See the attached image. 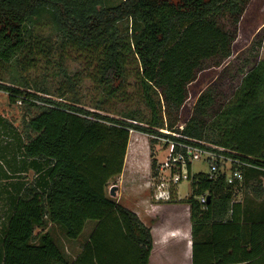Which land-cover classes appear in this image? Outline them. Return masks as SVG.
Listing matches in <instances>:
<instances>
[{"label": "trees", "instance_id": "16d2710c", "mask_svg": "<svg viewBox=\"0 0 264 264\" xmlns=\"http://www.w3.org/2000/svg\"><path fill=\"white\" fill-rule=\"evenodd\" d=\"M245 5L246 0H0V63L26 59L35 47L39 54L36 44L43 38L33 26L48 19L58 46L89 59L98 83L111 93L123 85L132 55L137 89L150 111L143 127L0 78V120L13 140L16 179L1 264H149L150 228L107 193L122 173L131 129L147 134L151 144L158 143L151 135H164L158 130L166 127L235 151L260 167L244 171L242 186L253 181V192L264 196V60L250 67L227 102L219 103L212 88L202 93L183 129L165 125L163 115L164 107L182 108L206 60L232 56L234 40L219 21L227 15L237 21ZM123 22L126 32L119 27ZM202 143L195 145L206 147ZM30 169L37 175L33 181L25 176ZM152 169L156 175L155 160ZM191 184L193 264H264V198L258 211L241 218L245 204L233 202L235 187L225 173L209 178L201 172ZM204 193L210 200L202 204ZM89 221L96 226L74 260L44 231L50 222L77 240Z\"/></svg>", "mask_w": 264, "mask_h": 264}, {"label": "rangeland", "instance_id": "374dc122", "mask_svg": "<svg viewBox=\"0 0 264 264\" xmlns=\"http://www.w3.org/2000/svg\"><path fill=\"white\" fill-rule=\"evenodd\" d=\"M127 25V22H123L120 23L119 27L123 32H126L124 29ZM219 25L234 40L232 56L209 59L204 62L202 70L188 87V98L182 108L164 107L165 125L172 123L175 127L184 126L186 121L195 114V106L200 95L205 93L208 88H212L219 103L227 102L250 67L257 60H264V0H246L242 16L237 21L227 15L220 19ZM33 30L37 38H43L42 43L37 41L36 44V46L40 45L42 47V51L38 54L39 50L35 47L33 53L27 54L26 59L24 55H20L10 63H0V78L5 80L3 83L11 86L13 83H27V86L33 92L43 90L39 94L52 100L74 104L90 112L123 119L127 122L140 124L143 127L148 126L146 125V119L150 116V111L137 89L136 71L138 64L132 55L130 58L131 64L126 69V78L123 85L116 92L111 93L98 83L94 65L89 59L71 49L63 51L58 46L59 37L54 32V27L48 19L38 20L34 24ZM31 57H33L32 61ZM127 114L138 115L140 119L137 120L138 122L134 121L128 118ZM129 133V148L127 147L123 164V170L124 166H127L125 176L121 178L122 170V173L115 180L110 181L107 193L118 199L116 195H118L119 187L122 185L127 192L128 190L133 191V197L131 196L129 199L132 205L136 204L135 200L144 199L155 203L157 199L161 203L172 206L182 204L177 209L183 208L184 204H187L190 211L187 202L192 193L190 182L184 181L179 185L175 184L172 187L170 197L165 193V190L163 191L164 180L170 178L168 171L161 173H159V169L157 171V168L164 162L166 157L164 143L151 144L150 137L147 134L133 129ZM130 142L133 145H130ZM203 142L206 145H212L211 142ZM137 152L139 162L137 168L132 171V160ZM13 155V140L8 137L7 131L0 120V244L11 209L13 183L16 181L13 172ZM153 160L156 161L155 171L158 172L156 175H154L152 169ZM191 169L193 173H206L209 170V165L204 158H201L199 161L192 162ZM25 176L27 181H33L37 177L34 170L31 169L27 171ZM261 181L264 183V179H261ZM113 186H116L115 195L110 193ZM251 194L254 195L249 184L237 192V196H241V198L251 196ZM142 217L145 220V225L150 228L152 233V229L155 230V220L157 219H155V210L152 209L148 217L144 215ZM166 217L168 218V215ZM187 223H185V226ZM95 226V222H87L80 238L77 240L68 239L58 225L50 222L44 228V231L50 230L66 256L70 260H74L81 252ZM39 231L40 228L36 232ZM153 239H155V235ZM157 245L159 246V244ZM152 258L154 262L155 247L150 260Z\"/></svg>", "mask_w": 264, "mask_h": 264}, {"label": "crops", "instance_id": "0c3cea01", "mask_svg": "<svg viewBox=\"0 0 264 264\" xmlns=\"http://www.w3.org/2000/svg\"><path fill=\"white\" fill-rule=\"evenodd\" d=\"M130 145H133V143L130 142ZM137 156L138 152L132 160V171H134V168H137L139 162ZM126 167L127 166H124L121 178H124L125 176ZM252 184L253 181L250 183L251 190L253 191ZM262 186L264 187L263 182ZM242 187L235 188L233 194V202H243L245 204V207H242V211L239 214L241 218L245 216L244 213L246 212L249 214L251 212L255 213V211H258L260 209L259 204L263 202L264 198V196H257L255 192H253L254 195L251 194V196H244L242 198L241 196H237L238 190H240ZM119 188L120 190L117 193L118 195H116L118 202L131 211L135 212L144 223L145 220L143 219L142 215L148 217L150 211L152 209L155 210V219H157L155 220V230L152 229L155 232L154 233L152 231L153 237L155 235V261L153 262L152 258L149 264H193V239L191 233L192 223L187 204H184L183 208L177 209V207L182 206V204H178V206H172L161 203L160 200L157 199L155 200V203L142 199L135 200L136 204L132 205V202L129 199L131 196L133 197V191L128 190L127 192V190H125L122 185ZM246 205H249L248 208ZM166 215H168V218ZM230 216L231 213H229L226 218H230ZM186 222H188L186 225L187 227L185 226ZM94 228L92 229L90 235L92 234ZM157 244H159V246ZM154 247L152 252H154Z\"/></svg>", "mask_w": 264, "mask_h": 264}, {"label": "built area", "instance_id": "2783aa9c", "mask_svg": "<svg viewBox=\"0 0 264 264\" xmlns=\"http://www.w3.org/2000/svg\"><path fill=\"white\" fill-rule=\"evenodd\" d=\"M183 127V125L179 126L180 129H183ZM158 131L164 135L155 134L151 137L158 142H163L166 147L165 160L157 168V171L159 169V173L165 171L170 173L169 180H164V188L162 187L168 197H170L172 187L175 184L179 185L184 181L193 182L194 175L198 173H193L191 164L201 158H204L209 165V170L206 172L209 178H216L225 173L227 183L234 185L235 188L242 186L246 169H260L258 165L241 159L240 155L231 149L218 145H206L201 141L191 139L180 132H173L169 129H159ZM168 136H174L176 139ZM195 143H202L206 147L195 145ZM199 200L202 204H205L208 201V193L202 194Z\"/></svg>", "mask_w": 264, "mask_h": 264}, {"label": "water", "instance_id": "95a60500", "mask_svg": "<svg viewBox=\"0 0 264 264\" xmlns=\"http://www.w3.org/2000/svg\"><path fill=\"white\" fill-rule=\"evenodd\" d=\"M116 186H113L112 188H111V191H110V193H111V195H115L116 194ZM210 200V197L208 196V201Z\"/></svg>", "mask_w": 264, "mask_h": 264}]
</instances>
